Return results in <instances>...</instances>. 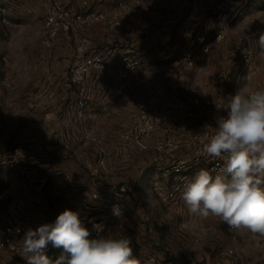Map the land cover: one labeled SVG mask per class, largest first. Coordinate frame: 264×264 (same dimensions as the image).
Masks as SVG:
<instances>
[{"label": "crops", "instance_id": "1", "mask_svg": "<svg viewBox=\"0 0 264 264\" xmlns=\"http://www.w3.org/2000/svg\"><path fill=\"white\" fill-rule=\"evenodd\" d=\"M2 1L10 21L5 24L0 20V189L18 200V213L29 218L27 231L54 223L65 209L77 212L84 225L96 211L94 195L102 194L117 200L122 208V215L103 235L130 238L133 254L140 260L153 257L157 264H264V235L233 229L218 217L193 215L181 195L168 208L153 189L156 182L172 185L176 181L178 173L171 166L177 160L187 164V181L201 168L215 175L204 143L193 136L215 132L217 118L227 115L222 106L230 95L223 92L220 102L211 92L212 103L193 116L187 114L186 107L172 111L156 123L141 148L123 137L139 120L140 103L156 95L184 99L188 95L181 97L177 89L159 87V74L156 78L142 75L140 84L144 87L137 89L135 73L123 78L113 71L132 48L127 30L94 21L90 14L112 16L120 10V0H91L88 8L78 0ZM52 1H59L73 13L85 11L86 19L77 30H61L48 45L44 43V18ZM227 18L221 11L217 26L211 17V31L226 28ZM84 38L88 39L89 54L101 55L107 66L85 75L82 93L69 78V66L83 59L85 53L79 45ZM164 44L163 63L181 64V57L172 54L177 44ZM257 62L262 69L254 73L245 92L264 89V60L257 58ZM86 132L97 135L102 144L87 139ZM169 136H175L178 147L169 155L157 151L156 145ZM17 145H21V164L37 168L45 177L43 183L26 189L20 186L18 174L7 162ZM8 222L5 204L0 201V226ZM27 231L15 238L19 248ZM62 253V248L51 243L45 249L53 262ZM0 264H27V260L21 248L18 252L2 249Z\"/></svg>", "mask_w": 264, "mask_h": 264}, {"label": "clouds", "instance_id": "2", "mask_svg": "<svg viewBox=\"0 0 264 264\" xmlns=\"http://www.w3.org/2000/svg\"><path fill=\"white\" fill-rule=\"evenodd\" d=\"M258 59L264 60V32L256 40ZM214 134L204 151L223 161L215 175L201 168L187 181L181 199L189 213L218 217L233 229L264 235V89L237 91L222 106ZM112 214L122 215L119 205ZM62 248L54 262L45 254L48 244ZM131 240L97 232L92 238L79 214L65 209L52 224L29 229L20 243L27 264H152L133 254Z\"/></svg>", "mask_w": 264, "mask_h": 264}, {"label": "rangeland", "instance_id": "3", "mask_svg": "<svg viewBox=\"0 0 264 264\" xmlns=\"http://www.w3.org/2000/svg\"><path fill=\"white\" fill-rule=\"evenodd\" d=\"M120 2L129 8L126 11L130 21L149 29L144 34L127 31V40L132 48L121 58L133 56L138 60L132 72L136 76L134 87L137 89L144 87V83L140 84L142 75L156 78L159 74L162 75L159 87L177 89L180 92L178 96H187L186 88L194 85V88L207 90L210 97L213 92L222 102L223 92L232 96L238 88L243 92L249 90L254 73L262 69V65L256 63L259 53L256 40L264 32V0H203L196 5L191 0H120L118 7ZM148 4L156 5L155 12L143 11ZM189 10L195 11L197 25L185 28L181 22ZM221 11L222 16L228 14L227 27L217 30L223 31V37L213 42L209 51H203L198 36L206 27L211 35L216 32L210 29V19H216L215 24L219 26ZM164 41L177 44L172 50L176 57L194 50L193 63H163ZM150 89H153L152 85ZM230 96L225 97L226 101Z\"/></svg>", "mask_w": 264, "mask_h": 264}, {"label": "built area", "instance_id": "4", "mask_svg": "<svg viewBox=\"0 0 264 264\" xmlns=\"http://www.w3.org/2000/svg\"><path fill=\"white\" fill-rule=\"evenodd\" d=\"M81 6L88 8L91 0H78ZM203 0H191L193 4L202 3ZM129 8L120 2V10L115 12L112 16H107L103 13L90 14V18L94 21H105L111 27H124L127 31L133 34H144L148 33L149 29L145 26L138 25L136 22L130 21L127 15ZM155 4H148L143 7V11L149 13L155 12ZM85 11L73 13L68 8L64 7L59 1H52L50 4V11L44 18V29H45V44H52L59 32L63 29L77 30L79 26L85 21ZM196 13L194 10L187 11L182 18V26L188 28L189 26L197 25L195 19ZM0 20L7 24L9 23V12L7 6L2 0H0ZM154 20V18H153ZM223 37V31L215 32L211 35L210 30L206 27L201 31L198 36L200 42V48L203 51H209L213 46V42ZM79 50L85 53L83 59L75 64L69 66V78L71 82L80 86V90L84 93L86 87L84 86V78L87 73L92 70H102L106 68V63L101 55L89 54L88 39L84 38L80 45ZM195 52L190 50L186 52L182 57L181 61L192 64ZM249 58L246 59L249 62ZM138 60L133 56L125 57L115 67L113 71L122 76L123 78H129L132 72L137 67ZM186 92L189 93L187 98H179L174 95H156L143 100L139 105L140 118L136 122L134 129L123 137L132 139L135 144L139 147L144 148L146 140L152 135L156 123L158 121L165 120V118L174 110L186 107L187 114L193 116L199 112L205 106L212 103V99L205 89L194 88L191 85L186 88ZM79 105H83V100L78 101ZM80 114H82L80 112ZM214 133L209 131L198 133L193 136L194 140L199 142L207 143V139L210 138ZM86 138L89 140L96 141L98 144H102L101 139L96 135L86 132ZM178 147V142L175 136H169L168 138L160 141L156 145V150L163 154H171ZM21 145H17L13 148L12 152L8 156L7 162L11 165V170L16 172L19 176V184L22 188L26 189L30 184L43 183L45 177L39 175L37 168L27 167L21 164L19 159ZM206 154V153H205ZM207 155V154H206ZM210 168L213 172L223 165V161L217 158L209 157ZM187 164L182 160H177L172 164L171 169L178 173L176 181L172 185H166L161 182H156L153 185L154 192L166 204L168 208H172L181 195V191L187 182V174L185 169ZM169 171L165 174L167 175ZM98 205L96 211L89 216V220L85 226L91 232L92 238H95L97 232L103 235L106 227L114 223L118 217L112 214L114 205H119L121 212L122 208L120 203L110 197L102 194H95ZM0 201L5 204V211L9 218V225L3 226L0 229V250L6 249L13 252L20 250L16 243V236L24 233L28 229L29 218L22 216L18 213V200L14 197H8L6 192L0 189ZM89 208V206H87ZM151 260L152 264H157V261L153 257L145 258L143 261Z\"/></svg>", "mask_w": 264, "mask_h": 264}, {"label": "trees", "instance_id": "5", "mask_svg": "<svg viewBox=\"0 0 264 264\" xmlns=\"http://www.w3.org/2000/svg\"><path fill=\"white\" fill-rule=\"evenodd\" d=\"M194 32V31H193ZM196 32H194V34H195Z\"/></svg>", "mask_w": 264, "mask_h": 264}]
</instances>
